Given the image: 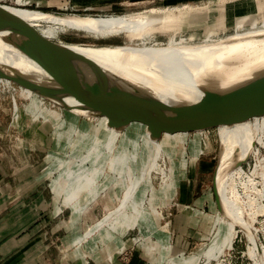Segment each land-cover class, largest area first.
I'll use <instances>...</instances> for the list:
<instances>
[{"label": "rangeland", "instance_id": "1", "mask_svg": "<svg viewBox=\"0 0 264 264\" xmlns=\"http://www.w3.org/2000/svg\"><path fill=\"white\" fill-rule=\"evenodd\" d=\"M21 2H27V5L24 7L29 9H36L42 12H48L53 15L58 16H66V15H74V16H81V17H93V18H116V17H127V16H136L143 14L144 16L150 17H158L161 14H163L165 11H186L191 9H197V8H219L222 9L219 11V13H223L224 10H226L227 6H236L239 5L242 2V0H233V1H224L222 0H147L146 2H139L136 1V3L124 6L123 8H119L117 10H114V14L109 15H88L85 11H73L71 9H54L47 7V3L43 2L42 0H20ZM1 4L5 5H11L14 6V0H0ZM237 3V4H236ZM236 4V5H234ZM245 5L239 7L243 8ZM15 9L24 10L29 15L34 14H42V13H34L30 12L29 10L18 8V7H12ZM202 12L193 14L186 13V19L182 20L178 25H172L171 27H158L155 28H145V29H128V28H113V29H95V30H89V29H82V28H67L62 25L58 24H52V23H45V22H39V23H32L31 25L45 37L50 40L56 41L58 43H62L67 45L71 48H86V49H93L98 47H114V46H127V47H166V46H175V45H184V46H196V45H202V44H210L212 42H217L218 40L223 39L224 36H232L234 34L239 33H246V32H252V31H264V15L262 13H258L259 15L251 16L250 18L248 16H244V20L235 22L233 24H222V25H216V24H210L209 22L202 20ZM261 14V15H260ZM106 16V17H105ZM213 15H206L204 18L209 19L212 18ZM192 17V19L190 18ZM199 19V20H198ZM200 27V28H199ZM166 30V31H164ZM226 38V37H225ZM170 44V45H169ZM90 47V48H88ZM93 47V48H92ZM16 89L18 90L16 94L13 96L15 100V104L12 101L11 95H9L6 92H2L0 89V157L4 160L3 164V170L4 172L7 170H17V171H23L24 169H21V166H24L25 160L23 159V153L29 152L32 156V159L28 158L29 164H31V167H33L37 163H41V165L45 166L48 164L46 157L50 154H56L52 155V160H60V162L57 164V166H54L55 168L50 169L51 176L44 177L43 183H49L51 182L55 176L59 175V173L63 170L64 166L69 163L72 159H76L79 162H82L84 160H87V164H91L95 162L97 159V155L94 154L89 159V148L87 147L89 144L93 143L96 139L95 132L102 130L105 127V124L107 123L106 119L104 117H93L89 116L86 111L80 113L78 112V125L82 123V126L85 124V127L89 125H94V132L91 134H86L83 131L78 132V135L70 142V145L67 148L62 149L61 151L56 150L53 148V137L51 136V130H47L46 137L48 138L45 146L41 147V145H38L36 147H33L27 150V148L17 147L20 145V143L25 139L26 136V130L24 128H19V125H25V123H28L25 119L20 120L19 125L14 123L13 114L14 109L17 108H24L28 100L24 98V96L21 94V91L19 90L18 86L14 83H12ZM40 98V97H39ZM41 99V98H40ZM43 103L50 108L51 110H54L56 112L62 113L64 108H61L55 104H52L51 102H48L46 100H43ZM70 103V102H69ZM74 104V103H72ZM75 105V104H74ZM239 123V124H238ZM243 124L244 133L249 136V138L246 141V145H244L243 148L240 149V147H236V156L235 161L241 166L245 174L252 176L254 175V166L256 164H262L264 163V117H257L252 118L249 120L241 121ZM240 122L233 123L229 125V130L227 129V132H230L232 129L235 128V126H238L241 124ZM41 123H37L39 126ZM131 123L128 126H125L121 133L123 136L127 134L133 135V127L131 128ZM141 125V124H140ZM235 125V126H234ZM32 127L33 125H29ZM36 126V125H35ZM34 126V129H36ZM28 127L27 129H30ZM227 127V125H220L217 126L214 130L209 131L206 135H198V138L201 140L202 148H201V154L200 157H204L206 159H209L212 169L209 172V181L205 182V185L209 187L208 193L213 194L212 187L213 185H217L216 183V174L221 164V158L222 156L219 155V148L224 149V144L220 142L221 136L223 135L224 131H226L224 128ZM132 129V130H131ZM37 130V129H36ZM40 130V129H39ZM83 130V129H82ZM222 130V131H221ZM41 131V130H40ZM40 131L38 133H40ZM141 135L138 139L137 143V151L135 153V163L134 167L138 168V178L142 174L144 176L143 181H140L137 183V180H127V175H130L132 173L131 168V160L127 162L126 170H125V177L123 179L118 178L115 183L109 184L105 190L104 194L99 197L93 207H90V215L86 217V219L81 220L78 225L82 226V229L85 228L88 225H92L94 221L100 220L105 215V210L107 204H109V201L106 200L108 198H112L113 194L115 197H119L121 201L119 204L115 202L114 206L116 208V213L113 215L120 216L124 213L127 215L130 214V212H124L121 213L123 209L129 204L130 197L134 195L140 186H142L146 181L145 177L147 175H150L151 179H149L150 184H152V188L158 189L160 185H162L164 182H168L173 180L170 167L171 163H169V158L164 156L163 154H160V157H157V169L155 172H151L152 165L149 164V167L146 168L144 165L141 166V164L148 161V156L150 154L149 151L145 150L144 143L146 141V136L144 134L145 128H143V125H141ZM37 133V132H36ZM125 134V135H124ZM181 134L183 137L177 138V142H173L172 150L173 154H176L175 157H173V161L178 162L179 158L177 155L181 154L182 148L184 149L185 155L183 158L185 159V174L187 170L189 169V155L187 153L188 151V144L190 140L194 138L197 133H194V135L191 136H185V134ZM222 134V135H221ZM50 135V136H49ZM163 135V134H162ZM161 137L158 139V141L161 140ZM46 138V139H47ZM131 137L125 139L124 141H129ZM220 138V139H219ZM119 140L116 142H99L98 146L102 148L101 154H108L111 155L112 160H114L120 151H118L119 146ZM197 145L198 140L195 139ZM223 141V139H221ZM78 142V144H76ZM178 142H181L178 144ZM205 144V146H204ZM245 144V143H244ZM6 148V151L2 148ZM127 149V148H126ZM142 149L144 150L142 152ZM187 150V151H186ZM77 153L79 155H75L73 158V155ZM182 160V159H181ZM32 161V162H30ZM56 161H52L51 165H54ZM61 165V166H60ZM178 164L174 166L175 174L179 170ZM26 169V168H25ZM215 172V173H213ZM213 173V176L211 177ZM184 174V176H185ZM263 174V175H262ZM261 176V182H264V173H262ZM172 175V176H171ZM56 178L52 182V188L54 190V197L59 199L61 197V193L56 189ZM179 176V175H178ZM183 176V177H184ZM176 177V176H175ZM182 177V178H183ZM232 180V183L235 184L236 190L238 192V195L240 196L239 199L243 201L242 208L243 212H233L231 216L227 215L225 208L221 203H216V207H209V211H207L206 208L203 211L204 213L194 216L192 220L188 223H194L195 225H202L205 229L206 234H203L202 237H204V240H202L201 244L196 246L195 248H188L185 250V254L182 252L181 257H190L194 256L197 253H199L201 250H205L209 243L213 240L215 233L217 232L219 225L220 230L217 234V236L214 239V242L212 245V249L216 250L219 245H222L221 251L219 254H216V257L222 254H225V260L224 264H264V193L259 197H255L252 193L248 194L247 190L249 191V186L246 181L245 176H239L240 180H237L235 177ZM182 178L177 177L176 181V188L169 198L162 197L157 198L153 194L146 192L145 201L143 203V209L151 213V210H156L159 215L153 214L150 219H148L146 216V220H143L145 224V229L143 228L144 224H142L141 229L143 233L150 232L152 230V227H149L151 225L150 220L155 223L156 228L162 227L166 222H168V217L171 215L173 208L175 207V198H176V191L178 190L177 186L179 185V182L182 180ZM104 179V178H103ZM124 179L126 181H124ZM243 179V180H242ZM135 181V182H134ZM202 181V179H201ZM230 180H228L229 182ZM238 181V182H237ZM245 184L242 185L241 183ZM243 181V182H242ZM238 183V184H237ZM240 183V184H239ZM87 184L89 186L92 185L90 180H87ZM169 185V183H168ZM211 185V186H210ZM237 185V186H236ZM243 186V187H240ZM238 187V189H237ZM247 189V190H246ZM81 191V189H80ZM242 191V192H241ZM120 192V194H119ZM126 194H123V193ZM82 193V192H81ZM148 193V194H147ZM244 193V194H243ZM247 193V194H246ZM131 195L128 199L127 196ZM242 195V196H241ZM212 196V195H211ZM104 197V198H103ZM118 204V205H117ZM246 204V205H245ZM246 206V207H245ZM252 207V208H251ZM255 207V208H254ZM254 208V210H253ZM251 210V211H250ZM70 210L65 208L63 210V217L65 218ZM253 214V220L250 219V216L248 213ZM141 212L135 213L137 215ZM77 214V213H75ZM116 216V217H117ZM112 217V218H113ZM60 217V219H64ZM112 218L108 220L107 224L108 227H113L112 225ZM115 218V217H114ZM141 218H138L137 225H139V221ZM135 222V224H136ZM105 224V225H107ZM104 225V227H105ZM135 226V225H134ZM94 228V232L90 236V239L86 240V244H82V247L87 250L86 252L83 251V254L86 256L85 261H89V263H92L89 259V257L95 255L96 253H99L103 248L100 244L99 235H100V229ZM166 230H167V223H166ZM68 232L65 229L64 232H61V236H58L57 239L61 238L62 236L66 235ZM233 233V234H232ZM193 234V233H192ZM126 235L128 238H132L133 242L127 247L124 254L117 256L115 258L114 264H127L129 259L132 257H136L141 262H143V258L139 256V250L137 247V243H142V237L138 234V231L134 228L129 229L126 231ZM233 235V240L232 239ZM201 236V235H200ZM199 236V237H200ZM57 237V236H56ZM201 238V237H200ZM52 242H57L55 238H50ZM168 241L169 244H172V235L171 231H168ZM98 242V243H97ZM53 243V245H54ZM97 243V244H96ZM88 244V245H87ZM97 246L96 250H91L93 248V245ZM231 249H228L230 248ZM96 248V247H95ZM94 248V249H95ZM89 249V250H88ZM169 255H173V252H169ZM61 259L63 262H67V264L76 263L78 262L77 256L74 257L72 254V248L65 249L63 252H61ZM121 257V258H120ZM180 257V258H181ZM248 258H251L249 260ZM97 264V263H96ZM165 264V263H163ZM196 264H216L215 258L211 259L209 261H206L203 256L200 255V257L197 259Z\"/></svg>", "mask_w": 264, "mask_h": 264}, {"label": "bare ground", "instance_id": "2", "mask_svg": "<svg viewBox=\"0 0 264 264\" xmlns=\"http://www.w3.org/2000/svg\"><path fill=\"white\" fill-rule=\"evenodd\" d=\"M256 1L257 0H242L241 3L239 1V5H236V3L234 4L236 6H227L223 13H219V11L222 10L219 8H197L196 10L191 9L182 12L165 11L158 17H147L141 14L116 18H93L74 15L58 16L49 14L29 15L24 10L15 9L5 5L3 6L30 24L45 22L62 25L67 28H82L89 30L113 28L157 29L158 27L165 28L167 26L171 27L172 25H178L182 22V20L186 19V13L191 15L194 12L200 13L201 11H203L201 19L209 22L210 24H233L244 20V16H248L250 18L251 16L256 15L254 6L252 5L253 3L255 4ZM242 5H245V7L239 8ZM263 6L264 3H260L258 10L261 11ZM257 13L260 12L257 11ZM206 15L213 16L212 18L206 19L204 18ZM190 18L192 19V17ZM9 38L10 35L0 32V68L6 71L19 72L25 76L31 77L35 81L52 86L53 82L49 80L45 73L27 55L11 45L8 42ZM72 49L93 60L105 72L114 76L116 79H119L121 82L145 90L162 101L169 103L193 102L201 96L203 89L207 86L211 88H223L253 81H258L260 83L264 82V31L234 34L218 40L217 42L196 46H114L98 47L93 49L81 47ZM0 89L2 92H6L11 95V99L15 104L13 96L18 91L16 87L10 81L0 78ZM21 94L26 100H28L29 103L32 95L25 91H21ZM62 100L78 112H84V110L76 107L77 102L71 97L65 96ZM39 112L44 120L50 123L52 127L57 126L59 121V112L48 108L43 101L40 103ZM126 125L127 124L113 123L109 126L106 123L102 130L95 132V141L91 143V145L89 144L87 146L89 148V159L94 154L97 155V160L95 162L89 165L87 164V160L79 162L76 159H72L64 166L63 170L59 173L56 179V189L61 192L63 202L70 205L76 198H78V196L83 195L85 197L84 204L87 205L98 197L109 184L115 183L118 178L123 179L125 177L127 162L131 160L130 165H134L135 163L137 143L140 138L139 136L142 133L141 125L133 123V135L129 141H124V136L121 133V130ZM228 126L229 125H227L226 128L223 127L226 130L223 135L221 134V139H223V141L219 138L220 142L225 146L224 149L219 148V155L222 156V158L220 167L216 174L217 185L215 184L213 186L217 203H221L225 208L227 215L231 216L233 212L242 213L244 209L242 208L243 201H241V198V200L239 199L240 196L238 195L235 184L232 183L234 178L233 176L238 177L236 178L237 180H240L239 176H245V183H247V185H253L255 182L253 176L251 178L250 175L245 174L241 166L235 161V148H243L244 145H246V141L249 136L244 133L242 123L238 126L234 125L235 128L230 132H227V129L229 130ZM94 129V125L91 124L85 127L83 132L91 134L94 132ZM144 134L146 136L144 148L149 151L150 154L148 156V161L146 162L145 160V163L141 164V166L144 165L148 168L151 163L152 169L150 173L152 171L155 172L157 169L156 159L157 157H160V154H163L170 159V172L172 175L174 174L173 176L171 175L174 179L164 182L158 187V189H155L154 187L152 188V184H150V175H147L145 180H148L135 194L129 208L134 215L138 212H144L143 217L139 221V225L136 223L134 226V228L138 231V234L142 237V240L153 243V241H155L159 236V245L162 246L164 242L168 240V232L166 230L167 222L162 227L156 228L155 223L150 220L151 225L149 227H152V230L148 233H143L141 229L142 224H144V229L146 227L145 224H147L144 223L143 220H146L147 218L150 219L153 214L159 215L156 210H151L150 213L147 208L146 210L143 209V203L146 197L145 195L147 191L160 199L162 197L169 198L173 195L177 184V177L182 178L185 174V172L180 169L175 174L176 170H174V166L178 164L177 168H179V166L185 162L183 156L186 152L182 148L180 157L179 154L177 155L179 158L178 162L173 161V157H175L176 154H173V150L171 148L174 144L173 142H177V138L181 139V137H183L181 134L163 133V135H156L155 133L148 132L146 130ZM161 135L162 138L158 141ZM118 139H120L118 146V151L120 152L114 160H112L111 155L104 153L101 154L102 148L98 146L99 142H116ZM195 139L198 140V144L201 149L202 143L198 138V135H195L191 141L194 142ZM180 143L181 142H178V144ZM76 144H78V142ZM143 151L144 150L142 149V152ZM75 155L79 154L75 153L73 158ZM133 172L134 171H132V174L135 175ZM140 175V179H144V176L142 174ZM87 179L91 181V186L87 184ZM228 180L230 181L228 182ZM241 184L244 185V188H248L245 187L244 183ZM261 184L263 187L264 182H261ZM80 189L84 190L85 193L80 194ZM250 193L251 192L248 194ZM107 200L110 202L112 208L110 211H106L104 217H102L103 225L101 226V230L103 229V226L107 224L108 220H110L116 213L114 203L116 200L119 201L120 198L115 197L113 194L112 198L107 197ZM124 215L125 213L117 216L112 220V223L119 222ZM248 215L250 216V219L253 220V214L248 213ZM146 216L148 217L146 218ZM96 222L97 221H95L94 224H96ZM105 230L106 228H104L102 234ZM93 232L94 228L92 225L85 227V234L87 236H91ZM232 240L233 235L231 241ZM92 247L93 248H91V250L97 249L95 244ZM97 255L98 253L89 257V259L94 261ZM196 255L186 257L185 259H192ZM86 262L89 263V261ZM173 264L183 263L177 262Z\"/></svg>", "mask_w": 264, "mask_h": 264}, {"label": "crops", "instance_id": "3", "mask_svg": "<svg viewBox=\"0 0 264 264\" xmlns=\"http://www.w3.org/2000/svg\"><path fill=\"white\" fill-rule=\"evenodd\" d=\"M42 1L47 3L46 5L49 8L53 7L54 9L85 11L88 15L97 16L114 14V10L134 4L136 1L141 3L146 2L147 0ZM224 1L230 2L233 0H222L221 2ZM175 2H177V0H175ZM260 3H264V0H257L255 4L253 3L252 5L254 6L257 15H259L257 11L264 15V6L261 11L258 10ZM5 6L18 7L34 13L53 15L48 12H42L17 5ZM225 37L227 36H224L223 38ZM18 88L20 91L30 93L32 97L23 110L17 107L14 109L13 119L15 124L19 125L20 120L23 119L28 121L25 125H19V128H24L26 130V136L17 147L31 150V148L38 145H41V147L45 146L48 140L46 137L47 130L50 129L51 136L53 137L52 146L56 150L61 151L70 145V142L76 137V135H78V132L84 130L85 124L83 126L82 123L80 126L78 125L77 117L79 113L74 108L64 109L62 113L59 114L57 126L52 127L50 123L44 120L39 112L42 100L30 90L20 86H18ZM39 122L41 124L38 126L37 123ZM29 125L33 126L30 127ZM34 126L37 130L34 129ZM130 126L132 128L133 123H131ZM28 127H30V129H27ZM39 131L40 133H38ZM129 137H132V135L127 134L124 136L125 139ZM2 149L6 151V148L3 147ZM30 154L31 153L29 152L22 154L23 159L26 161L24 166H21V169H24V172H19L17 170H7L4 172V160L0 157V264H67V262L62 261L60 255L61 252L68 248H72V254L74 257L77 256V264H114L115 258L124 254L127 247L133 242L132 238H128L126 235V231L134 228L136 220L138 222V218H142L144 215V212H142L137 218V215H134L129 208L132 199L135 197V194L141 186L134 195L127 196V199L131 196L130 200L125 199L124 201V203L129 201V204L121 213L130 212L129 215L125 214L119 222L112 223L113 227H108L109 224L105 225V227L103 226L102 230V218L97 220L96 224H94L95 221L92 223L93 227L100 229L99 242L103 249L98 253L96 259L92 263H87L85 261L86 256L83 254V251L86 252V250L82 247V244H86L85 242L90 239V236L85 234V228L82 229V226L78 225V223L90 215V207L94 206L95 201L104 194V191L87 205L84 204L85 197L83 195L78 196L72 204L67 205L62 200V194L59 199L54 197V190L51 184L57 175L51 182L49 181L48 184L43 183L44 177L51 176V173L48 170L52 168L54 169V166H57L60 162V160H58V162L52 160V155L56 154L53 153L46 157L48 162L47 165L43 166L41 163H37L33 167H31V164H29L28 161V158L32 159ZM200 154V145H197L196 141L193 142L190 140L188 144L190 166L177 186L178 190L176 191L175 198L176 204L171 215L168 217L167 222V232L171 231L172 244L170 245L167 240L162 246H160L159 236L153 241V243L143 240L142 243H139V241L137 247L139 250V256L143 258V262L136 257H132L127 264H173L177 262L183 264H196L200 255L203 256L206 261H209L216 258V254L220 253L222 245H219L216 250L212 249L214 239L221 228L219 225L213 240L205 250H201L192 259L181 257L182 253L185 254V250L188 248H195L200 245L202 243L201 241L204 240V237H202L203 234H206L202 225L188 223L190 219L192 220L194 216L204 213V208L209 211V205L212 208L216 207L214 196L213 194H211V196L210 193H208L209 187L205 185V182L209 181L208 174L211 171L212 166L209 159L200 157ZM52 161H56L54 165H51ZM185 166L186 163L183 162L179 166V169L185 172ZM131 168L135 175L131 173L130 175H127L126 179L137 180V183L143 181L140 177L138 178L137 165L136 167L131 165ZM213 173L211 177L213 176ZM124 181L126 180L124 179ZM79 192L80 194L85 193L82 189ZM123 194L126 193L124 192ZM115 202L119 204L121 201L116 200ZM65 208L70 211L64 218L62 213ZM111 208L109 202L106 206L105 213L106 211H110ZM116 216L114 217L116 218ZM60 217L64 219H60ZM104 228H106V230L102 234ZM65 229L68 233L57 239ZM50 238H55L57 242H52ZM169 252H173V255H169Z\"/></svg>", "mask_w": 264, "mask_h": 264}, {"label": "water", "instance_id": "4", "mask_svg": "<svg viewBox=\"0 0 264 264\" xmlns=\"http://www.w3.org/2000/svg\"><path fill=\"white\" fill-rule=\"evenodd\" d=\"M0 32L53 82L35 81L16 71L0 68V78L26 88L43 100L69 109L62 98L71 97L89 116L107 124L138 123L148 132L206 135L220 125L264 117V82L223 88L206 87L193 102H164L145 90L121 82L93 60L65 44L45 38L37 28L0 3ZM214 201L217 203L214 186Z\"/></svg>", "mask_w": 264, "mask_h": 264}, {"label": "built area", "instance_id": "5", "mask_svg": "<svg viewBox=\"0 0 264 264\" xmlns=\"http://www.w3.org/2000/svg\"><path fill=\"white\" fill-rule=\"evenodd\" d=\"M14 4L17 6H21L24 7L25 5H27V2H21L20 0H14ZM19 4V5H18ZM255 171L253 178H254V184L253 185H248L250 186V190L248 192H251L255 197H260L263 193H264V186L262 187L261 184V174L264 173V163L262 164H256L253 168ZM228 249H231L228 248ZM223 253V252H222ZM220 254L215 258V263L216 264H224V260H225V254ZM249 260L252 261L251 258H248Z\"/></svg>", "mask_w": 264, "mask_h": 264}]
</instances>
